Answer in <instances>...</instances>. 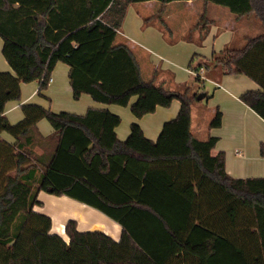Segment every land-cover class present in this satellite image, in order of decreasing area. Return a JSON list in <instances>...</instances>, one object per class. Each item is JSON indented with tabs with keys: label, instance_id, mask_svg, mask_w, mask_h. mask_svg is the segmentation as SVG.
I'll use <instances>...</instances> for the list:
<instances>
[{
	"label": "trees",
	"instance_id": "1",
	"mask_svg": "<svg viewBox=\"0 0 264 264\" xmlns=\"http://www.w3.org/2000/svg\"><path fill=\"white\" fill-rule=\"evenodd\" d=\"M155 1H203L238 18L255 14L264 26V0H0L2 53L13 71H0V264H264V178H231L224 154L212 153L217 138L191 132L197 95L145 81L130 46L118 42L129 7ZM59 63L77 100L126 107L137 96L138 118L179 101L180 114L157 143L138 125L120 142L121 119L97 108L77 115L29 103L12 124L5 110L22 84L39 81L43 96ZM213 66L260 86L240 99L264 120V34L214 56ZM42 120L52 137L37 131ZM221 125L217 109L210 126ZM40 192L100 211L121 225V239L81 232L75 220L66 224L69 241L52 233V218L34 210Z\"/></svg>",
	"mask_w": 264,
	"mask_h": 264
},
{
	"label": "rangeland",
	"instance_id": "2",
	"mask_svg": "<svg viewBox=\"0 0 264 264\" xmlns=\"http://www.w3.org/2000/svg\"><path fill=\"white\" fill-rule=\"evenodd\" d=\"M152 6L153 8L150 6L148 9L144 4L132 5L128 9L120 32L126 36L127 43L135 48L136 52L144 51L142 53L147 57L151 70L150 77L148 72L144 74L145 80L163 85L168 90L180 92L189 87L192 94H198L197 98L205 92L208 94L202 100L196 98L192 103V132L201 139L211 128L210 124L214 117L212 108H218L214 96L218 88L211 80H207V77H211L209 71L216 70L213 66V57L228 49L244 48L249 38L264 34V26L255 14L238 18L228 8L206 4L203 1H196L194 5L186 2L163 5L155 1ZM138 60L144 64L139 56ZM185 69L193 71V75ZM57 71L61 78L69 81L70 69L66 64L61 63ZM198 75L202 77L201 81L197 79ZM66 92L61 91L53 97L54 100L49 98L50 105L53 104L54 110H57L53 112L85 115L88 110L85 99L93 100L86 98L85 95L77 100L73 92ZM120 108L127 109V114L122 117L126 124L133 117L131 107L129 105ZM150 117L152 116H148V119L152 126ZM163 121L164 118L161 116L155 125ZM45 123L50 125L48 120H45ZM39 200L43 203L42 213L46 215L61 218L66 216L68 211L84 212L78 206L74 209L64 198L45 192H42ZM95 213H97L94 214L95 217L109 220L99 212Z\"/></svg>",
	"mask_w": 264,
	"mask_h": 264
},
{
	"label": "crops",
	"instance_id": "3",
	"mask_svg": "<svg viewBox=\"0 0 264 264\" xmlns=\"http://www.w3.org/2000/svg\"><path fill=\"white\" fill-rule=\"evenodd\" d=\"M152 3L154 2L138 4H144V6H147L146 8L149 9L150 6L151 8H153ZM187 4L194 5L195 2L189 1L187 2ZM126 39V36L119 32L118 42L127 43ZM3 44V39L0 37V71L13 72L3 56ZM130 48L132 49L137 61L140 64L142 77L145 80L144 74L148 72V77H150L151 75V70L147 63L148 59L142 53L144 51L136 52L135 48H132L131 46ZM138 56L143 59L141 60L144 63L143 65L138 60ZM60 64L61 63H59L54 69L52 73L53 82L48 85V89L42 93L43 96L39 92V81L29 84H22L20 100L10 102L6 106L5 115L9 119V121L12 122V124H16V121L20 122L23 119L24 116L21 110L22 105L35 103L48 108L51 111H57L54 110L53 104L50 105V102L48 101L49 98L51 97V99L54 100L53 97L60 94L63 90H66V93L73 92L70 86V80L65 81L64 78H61V75H59L57 71ZM214 67L216 70L209 71L211 77H207V80H211L212 84L218 88V90L214 94L218 104V108H212V115L214 116L217 109L220 110L222 113V125L219 128H209L208 132L205 134L206 136L198 139L206 140L210 137L217 138V143L213 148L212 153L213 155H217L219 153L224 154L226 172L231 178L236 180L263 179L264 158L261 155L260 147L261 144H264V120L240 99V97L247 91H259L260 86L243 75H227L223 73L221 68L217 66ZM185 71L192 75L194 73L190 69H185ZM197 78H199V81H201L200 78L202 77L198 75ZM190 94L198 95L196 93L192 94L191 91ZM207 95L208 94L205 92V97ZM85 96H87L86 98H90L91 100L90 96ZM85 100L88 106L87 109L97 108L107 110L121 119V124L115 129V133L118 140L122 143L127 142V140L129 139L131 135L132 125H138L142 129L144 137L147 141L157 143L164 131L165 126L177 120L182 107L179 101H173L170 107L165 108L159 106L154 113L147 114L142 118H138L132 113L133 117H131L129 122L125 124V122L122 120V117L123 115L127 114V109H121V106L104 105L100 103H94L95 101H87L89 99ZM138 100L139 97L137 96L131 99L129 103L131 112L132 107L138 103ZM159 115L160 117L162 116L164 118V121L161 123L159 122L155 125L156 120L160 118L158 117ZM148 116H152L150 117L152 118V126H150V119H148ZM37 131L44 138L52 137L54 135L53 127L45 123V120H42L37 124ZM2 138L9 143H15V139L6 133L2 134ZM53 147L54 145H52L51 150L54 149ZM37 152L39 154H43L44 150L38 148ZM41 195L42 192L39 193L38 200L40 199ZM60 198H64L65 200H67V202H69L70 205L74 207V209H76L78 206L79 208H82L84 212H77L75 210L73 212L68 211L67 215L64 217L61 216V218L56 215H48L52 218L53 222L52 233L58 234L65 240L69 241L65 232L66 224L70 220H75L78 223V230L81 232L101 231L116 241H119L121 239L123 228L120 224L110 219L109 217L108 218L110 221L104 218L99 219L95 217L94 214H97L95 212H99L103 216L106 215L83 203H80L66 196H62ZM34 210L36 212L42 213L41 207H35Z\"/></svg>",
	"mask_w": 264,
	"mask_h": 264
},
{
	"label": "water",
	"instance_id": "4",
	"mask_svg": "<svg viewBox=\"0 0 264 264\" xmlns=\"http://www.w3.org/2000/svg\"><path fill=\"white\" fill-rule=\"evenodd\" d=\"M205 97V94H202V95H200V96H198V100H202L203 98Z\"/></svg>",
	"mask_w": 264,
	"mask_h": 264
},
{
	"label": "built area",
	"instance_id": "5",
	"mask_svg": "<svg viewBox=\"0 0 264 264\" xmlns=\"http://www.w3.org/2000/svg\"><path fill=\"white\" fill-rule=\"evenodd\" d=\"M52 82H53V79L50 78V79H49V85H50Z\"/></svg>",
	"mask_w": 264,
	"mask_h": 264
}]
</instances>
